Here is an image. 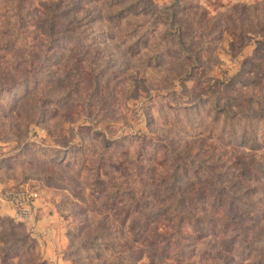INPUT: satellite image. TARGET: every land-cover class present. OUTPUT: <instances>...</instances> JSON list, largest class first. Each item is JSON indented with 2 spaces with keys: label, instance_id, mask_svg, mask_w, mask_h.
<instances>
[{
  "label": "rangeland",
  "instance_id": "374dc122",
  "mask_svg": "<svg viewBox=\"0 0 264 264\" xmlns=\"http://www.w3.org/2000/svg\"><path fill=\"white\" fill-rule=\"evenodd\" d=\"M15 188L37 221L0 200V264H253L264 215L237 213L264 212V0H0ZM228 204L238 231L213 235Z\"/></svg>",
  "mask_w": 264,
  "mask_h": 264
},
{
  "label": "trees",
  "instance_id": "16d2710c",
  "mask_svg": "<svg viewBox=\"0 0 264 264\" xmlns=\"http://www.w3.org/2000/svg\"><path fill=\"white\" fill-rule=\"evenodd\" d=\"M201 196V195H200ZM199 196V197H200ZM204 201H200L201 203H202V206L205 208V209H207L208 208V205L210 204V203H212V202H215V200H213V199H211V197L210 196H205V198L203 199ZM218 202H220V201H218ZM221 204V203H220ZM206 206V207H205ZM220 206H223V203L220 205ZM262 211H263V209H262ZM219 212H222L223 213V216L224 217H226L227 218V223L225 224L224 223V225H216V224H214V223H209V222H207V226L211 229L210 231H211V233L214 235V234H217V235H221V234H223V233H226V235L227 234H229V232H230V227L231 228H233V230H234V232L237 230L233 225H232V223H233V220H234V217H235V213H234V210H233V208H232V205L230 206V204H228L227 205V207L226 208H224V209H222V210H220ZM262 214L264 215V212H261V214L260 215H257V213H254V212H252L251 210H242L241 211V213H237V216H239V217H241V218H253V219H255V218H258V220H261L262 219ZM257 216H259V217H257ZM232 231V230H231ZM238 231V230H237ZM240 232V231H239ZM243 233V231H241V234ZM233 234H235V233H232V236H235V235H233ZM245 242L246 243H248V240L247 239H245ZM164 249H165V247H164ZM164 249H162V252L165 254V251H164ZM106 250H111L112 252L114 251L113 250V247L112 246H109V245H106ZM256 251H257V254H256V259H255V261H253V264H262V262H263V260H264V253L262 252V250L261 249H256ZM216 253H218V251L216 252ZM176 254L177 255H179V258H180V260H183V261H185L186 259H187V255H186V253L184 252V250H176ZM216 258H219L218 257V255L216 256H213V259H216ZM197 263H200V264H203L202 263V258L200 257V258H198V260H197V262L195 263V264H197ZM263 264H264V262H263Z\"/></svg>",
  "mask_w": 264,
  "mask_h": 264
},
{
  "label": "built area",
  "instance_id": "2783aa9c",
  "mask_svg": "<svg viewBox=\"0 0 264 264\" xmlns=\"http://www.w3.org/2000/svg\"><path fill=\"white\" fill-rule=\"evenodd\" d=\"M38 193L25 188L5 191L0 200L5 203L15 220L23 223H35L37 220Z\"/></svg>",
  "mask_w": 264,
  "mask_h": 264
},
{
  "label": "crops",
  "instance_id": "0c3cea01",
  "mask_svg": "<svg viewBox=\"0 0 264 264\" xmlns=\"http://www.w3.org/2000/svg\"><path fill=\"white\" fill-rule=\"evenodd\" d=\"M11 213V212H10ZM46 213H45V210L44 211H40L39 212V216H41V217H44V216H47V215H45ZM48 216H50V213L48 214ZM49 218V217H48ZM47 217H45L44 218V221L43 222H45V221H49V219H48Z\"/></svg>",
  "mask_w": 264,
  "mask_h": 264
}]
</instances>
